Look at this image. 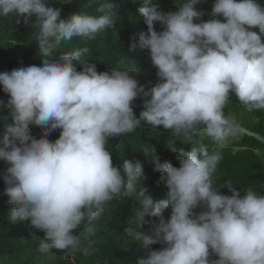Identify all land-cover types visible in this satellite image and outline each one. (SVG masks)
I'll use <instances>...</instances> for the list:
<instances>
[{
  "label": "clouds",
  "instance_id": "9594fccd",
  "mask_svg": "<svg viewBox=\"0 0 264 264\" xmlns=\"http://www.w3.org/2000/svg\"><path fill=\"white\" fill-rule=\"evenodd\" d=\"M197 3L181 0L163 11L154 0H140L147 29L136 34L138 46L157 77L146 87L132 74L134 67L97 71L96 63L84 60L87 47L52 56L62 41L95 39L111 28L112 0H88L96 14L82 11L67 19L48 0H0V18L36 30L41 56L39 66L0 72L9 97L0 99V116L12 121L0 138L8 219L29 221L43 232L40 253L79 249L76 230L127 194L137 206L126 232L145 249L163 245L136 264H264V194L242 187V195L231 180L213 179L222 159L218 150L242 134L240 123L225 115L232 96L248 111H264V5L213 0L210 18L203 20ZM136 47L134 40L129 50ZM138 97L139 116L133 106ZM31 126L41 134L32 135ZM145 126L172 137H206L214 146L210 151L192 140L189 150L177 149L173 140L179 166L162 162L152 146L143 149L161 173L166 199L149 194L140 161L114 165L107 148L109 140ZM57 130L58 138L50 140ZM224 187L230 194L221 192ZM169 208L166 219L162 213ZM146 216L160 218L150 233L143 230Z\"/></svg>",
  "mask_w": 264,
  "mask_h": 264
},
{
  "label": "trees",
  "instance_id": "16d2710c",
  "mask_svg": "<svg viewBox=\"0 0 264 264\" xmlns=\"http://www.w3.org/2000/svg\"><path fill=\"white\" fill-rule=\"evenodd\" d=\"M88 0H48L53 7L61 9V18L67 19L73 13L82 11L96 14L93 7H86ZM116 5L113 26L108 30L98 32L95 39L73 38L71 41H62L53 49L52 56L58 58L60 54L71 52L78 48L87 47L89 52L84 60L96 63L97 71H105L116 67L135 71L132 73L140 84L146 87L156 82V69L152 66L146 50L138 46V36L141 30H146L143 16L138 12L140 0H112ZM160 5L161 10H174V3L181 0H154ZM264 5V0H260ZM213 0H198L197 8L205 11L201 17L207 20L211 11ZM222 19V17H221ZM157 31L161 25H155ZM253 31L259 32L258 28ZM35 29L26 27L23 23L15 25L11 18H0V72L11 71L14 68L41 63V56L37 43L33 40ZM135 40L137 47L130 51L129 45ZM264 40V37H262ZM82 66L77 65L78 70ZM8 94L4 93L0 86V99L7 101ZM134 112L139 116L143 108L142 98L138 97L134 102ZM225 115L236 120L241 126L259 132L264 136V111H248L235 97L232 96L225 108ZM12 124L7 114L0 116V138L6 128ZM31 134L39 136L41 129L31 126ZM59 136V130L53 132L48 138L55 140ZM174 140L177 149L189 150L192 140H199L212 151L213 145L206 137H172L167 130L150 129V126L137 128L134 132L118 139H111L107 144L112 154L114 165H122L125 158L138 160L142 163L149 194L154 199H166L167 188L160 179L161 173L153 171L154 164L145 155L143 149L154 147L161 161H169L179 166L178 152L171 151ZM222 156L217 166L213 179L217 183L231 180L241 190L242 187H252L257 192L264 194V144L253 137L241 134L231 144L222 150H218ZM7 165L0 160V258L4 264H136L138 258L143 257L148 250L160 249L163 245L153 243L145 249L141 244L133 240L126 232L129 222L133 219V208L137 202L133 196L125 195L118 200H113L104 210L100 219L85 222L76 230L80 239V247L77 250L40 253L38 245L43 238V232L30 226L26 220H18L12 223L8 219L10 205L8 197L4 195L5 183L3 172ZM224 194H230L227 187L221 189ZM201 209H196L199 212ZM170 208L165 209L162 215L167 219ZM159 217L146 216L147 223L143 230L151 232ZM91 228V231H89ZM86 254H85V251Z\"/></svg>",
  "mask_w": 264,
  "mask_h": 264
},
{
  "label": "water",
  "instance_id": "95a60500",
  "mask_svg": "<svg viewBox=\"0 0 264 264\" xmlns=\"http://www.w3.org/2000/svg\"><path fill=\"white\" fill-rule=\"evenodd\" d=\"M241 128H242L243 134H245L249 137H253L254 139L259 141L260 143L264 144V136L262 134H260L259 132L251 131V130L245 128L244 126H241Z\"/></svg>",
  "mask_w": 264,
  "mask_h": 264
},
{
  "label": "rangeland",
  "instance_id": "374dc122",
  "mask_svg": "<svg viewBox=\"0 0 264 264\" xmlns=\"http://www.w3.org/2000/svg\"><path fill=\"white\" fill-rule=\"evenodd\" d=\"M231 143H232V141L229 144H231ZM0 264H4V262L1 258H0Z\"/></svg>",
  "mask_w": 264,
  "mask_h": 264
}]
</instances>
